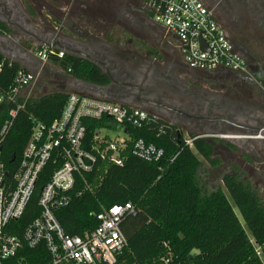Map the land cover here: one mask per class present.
Wrapping results in <instances>:
<instances>
[{
  "label": "trees",
  "instance_id": "16d2710c",
  "mask_svg": "<svg viewBox=\"0 0 264 264\" xmlns=\"http://www.w3.org/2000/svg\"><path fill=\"white\" fill-rule=\"evenodd\" d=\"M2 31L7 29L0 24ZM50 64L75 80L95 86L108 84L97 67L71 55L51 58ZM18 69L17 63L9 64L0 55V91L11 86ZM68 95L55 91L24 101L1 143V161L9 174L27 145L32 122L49 125L59 116ZM7 109L0 106V126ZM104 125L103 121L87 122L85 147ZM128 135L161 149L163 156L157 162H146L132 155L128 142L121 166L98 161L86 176L91 190L56 213L65 234L82 236L93 230L97 226L93 214L101 206L131 203L135 214L120 224L127 247L116 264H264V202L259 194L237 176L226 174L224 191L216 188L210 192L199 178L202 161L210 167L220 164L213 157L215 144L210 138L194 139V134L177 132L156 118L131 129ZM186 139H192L191 147L185 145ZM52 171L48 167L39 179L22 217L10 224L12 232L20 234L39 214L37 194ZM40 253L24 248L5 264H45Z\"/></svg>",
  "mask_w": 264,
  "mask_h": 264
},
{
  "label": "flooded vegetation",
  "instance_id": "af4514ba",
  "mask_svg": "<svg viewBox=\"0 0 264 264\" xmlns=\"http://www.w3.org/2000/svg\"><path fill=\"white\" fill-rule=\"evenodd\" d=\"M201 1L243 58L246 73L189 68L178 43L139 0H0V20L18 28L29 25L41 33L31 36L35 44L0 23L7 29L0 36L22 52L79 41L78 54L94 62L90 64L108 79L105 90H96L97 98L140 109L177 132L250 134L264 117V0H216L213 6L206 4L213 0ZM121 31L135 42L122 45L117 35ZM49 74L61 79L56 91L83 90L60 69ZM44 75L45 71L40 79ZM43 86L51 87V81ZM210 139L215 144L218 138ZM218 143L225 160L236 167L227 174L249 182L264 202V142Z\"/></svg>",
  "mask_w": 264,
  "mask_h": 264
},
{
  "label": "built area",
  "instance_id": "2783aa9c",
  "mask_svg": "<svg viewBox=\"0 0 264 264\" xmlns=\"http://www.w3.org/2000/svg\"><path fill=\"white\" fill-rule=\"evenodd\" d=\"M139 1L154 22L165 28L178 43L183 61L189 68L246 73L243 58L235 52L203 1ZM25 53L30 58L27 65L33 68L18 64L11 86L0 91V106L8 107L7 118L0 126V152L5 134L23 109L24 101L31 96V89L50 64V59H62L66 54L53 47H34ZM150 120L155 117L140 109L69 93L59 116L49 125L33 121L27 145L11 174L5 169L0 153V264L15 258L24 248L40 250V258L46 261L45 264H116L127 247L120 224L125 217L135 214L131 203L101 206L93 214L97 226L82 236L65 234L56 213L69 206L72 199L91 190L86 176L98 161L108 160L121 166L128 142H131L132 155L146 162H157L163 156L161 149L140 139L131 140L128 135L131 129ZM89 121H103L105 125L95 130L89 147H85ZM110 128L119 129L123 138L110 140L100 136L101 130ZM242 137L264 142V124ZM205 138L207 136L200 134L194 136V139ZM185 145L191 147L192 139H186ZM48 167L53 171L37 194L39 214L20 234L12 232L10 224L22 217Z\"/></svg>",
  "mask_w": 264,
  "mask_h": 264
},
{
  "label": "rangeland",
  "instance_id": "374dc122",
  "mask_svg": "<svg viewBox=\"0 0 264 264\" xmlns=\"http://www.w3.org/2000/svg\"><path fill=\"white\" fill-rule=\"evenodd\" d=\"M222 1L225 2L226 0H222ZM206 4L213 6L216 4V0H213L212 3H206ZM117 35H119L118 37H119L120 43L122 45L126 44L127 40H131L132 44L135 42V39L133 37L131 38L130 35L126 34L123 31L118 32ZM19 65H22V64H19ZM26 68L30 69L33 67L26 66ZM55 69L58 70L57 67H55L51 64H48L45 67V69H44L45 75L41 79L38 80L36 85L30 91L31 96L36 97V96H39L42 94H47V93L56 91V90H54V86L57 85V83H59L61 81V79L57 76H50V74H49V72L51 73ZM47 81H51V87L46 88L43 86V84H45ZM70 93L88 94L86 92H81V91H74V92H70ZM99 134L101 137H107L110 140L123 138V134L120 132L119 129H116V128H110L107 130L103 129L100 131ZM236 135H238V134H236ZM214 146H215L216 150H214L213 157H215L216 159H218L220 161L219 166L218 167H210L206 162L202 161V164H201V167L199 170V178H200L201 182L206 185V190L208 192L215 190L216 188H220L221 190H223L222 176L229 173L230 171L236 169V167L234 166V164L231 161H229L227 159L225 160V153L222 152L223 150H222V148L219 147V143L216 142ZM220 152H222V154ZM255 168H257V166H255ZM237 170H239L238 173H241L245 178H249V175L247 172L243 171L242 169H240L238 167H237ZM256 189H257V187H256ZM260 190H261V188H260Z\"/></svg>",
  "mask_w": 264,
  "mask_h": 264
},
{
  "label": "water",
  "instance_id": "95a60500",
  "mask_svg": "<svg viewBox=\"0 0 264 264\" xmlns=\"http://www.w3.org/2000/svg\"><path fill=\"white\" fill-rule=\"evenodd\" d=\"M0 23H3L9 30L19 31L23 35H26L25 39L27 41L35 43V44H37L36 39L33 40L31 36H33V37L34 36H36V37L41 36V33L32 29V27L29 25L27 26L24 24V27L18 28L16 26L11 25L7 21L4 22V21L0 20ZM10 44H11L10 39H8L5 36H0V55L3 56V58H5V59L13 61L14 63L22 64L25 67L28 66L27 64L30 62V58L26 55V53L22 52L20 50L14 49ZM42 46L49 47L48 44H45ZM79 48H81L80 42L72 39V40H68L66 42L65 46L58 47L57 49L64 51L66 54L71 55V56H73L79 60L87 61V59L85 57L78 54ZM89 63L95 65V63L92 61H89ZM95 67H97V66H95ZM98 69L101 71V73L105 74V72L102 69H100V68H98ZM75 83H76V85L83 88V90H78V91L86 92L89 95H92L95 97H98V95L96 94L97 93L96 90L97 91L101 90V89L105 90L108 87V86H95V85L88 84V83H85V82H82L79 80H75ZM87 90H90V92ZM263 124H264V117L259 119L258 124L253 129H251V132H255ZM214 134L215 133L210 132V133H202L200 135L207 136V138H218V139H220L224 142H227V143H234L237 141H245V139L242 137V135H234V134H229V133H221V134H215V135ZM11 162H13V160ZM5 176H6V174H5Z\"/></svg>",
  "mask_w": 264,
  "mask_h": 264
},
{
  "label": "crops",
  "instance_id": "0c3cea01",
  "mask_svg": "<svg viewBox=\"0 0 264 264\" xmlns=\"http://www.w3.org/2000/svg\"><path fill=\"white\" fill-rule=\"evenodd\" d=\"M32 89H33V88H32ZM32 89H31V90H32ZM194 135H196V134H194Z\"/></svg>",
  "mask_w": 264,
  "mask_h": 264
}]
</instances>
